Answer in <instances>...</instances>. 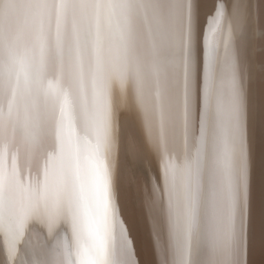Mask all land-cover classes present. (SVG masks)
<instances>
[{
    "label": "bare ground",
    "instance_id": "6f19581e",
    "mask_svg": "<svg viewBox=\"0 0 264 264\" xmlns=\"http://www.w3.org/2000/svg\"><path fill=\"white\" fill-rule=\"evenodd\" d=\"M244 1L0 0V264H72L85 229L84 264H231L235 237L264 243V0ZM131 156L178 170L193 249Z\"/></svg>",
    "mask_w": 264,
    "mask_h": 264
},
{
    "label": "water",
    "instance_id": "95a60500",
    "mask_svg": "<svg viewBox=\"0 0 264 264\" xmlns=\"http://www.w3.org/2000/svg\"><path fill=\"white\" fill-rule=\"evenodd\" d=\"M27 11L28 10L26 9L25 12ZM120 29L121 27H119V30ZM116 55L117 50L116 53H112L111 61L112 59H115ZM108 62L109 59L106 61V65ZM112 63L113 62H111V64ZM165 159L168 161L165 167V172H167L165 175H163L161 171L155 170L156 168L153 167H149L147 170H143L139 165L133 166L134 158L132 156L131 159L127 158V163L129 166L128 169L135 174H139L137 179L138 182L142 180L143 176H146L145 183L143 185L139 184L140 190L146 192L150 198L154 196V199H157V201H159V203L163 205L164 213L166 216V218L165 216H163L166 219L163 229L167 230L168 235H173L174 233L178 234L182 240L185 239L187 247L193 249L190 235L187 236L184 233L185 231H187L189 218L185 209V205L182 202L184 194L177 186L178 170L174 169L167 156L165 157ZM187 237L190 238V241L188 243ZM263 248L264 243L247 245V248L241 251V255H243L242 258L245 259L246 257H248V260L250 262L252 259H254L253 253H261V250H263ZM189 252L192 256L193 252ZM169 261L171 262V264H173V260ZM260 263H262V258H260ZM201 264H203V262Z\"/></svg>",
    "mask_w": 264,
    "mask_h": 264
},
{
    "label": "snow or ice",
    "instance_id": "6c2138e0",
    "mask_svg": "<svg viewBox=\"0 0 264 264\" xmlns=\"http://www.w3.org/2000/svg\"><path fill=\"white\" fill-rule=\"evenodd\" d=\"M219 16H222L223 13L219 12ZM239 191L246 203L248 195V179H247V163L246 161L242 163L241 166V176ZM93 234L85 230H78L77 232V248L73 252H69L68 255L72 258V264H84V262L76 259V256L79 255L81 249L88 247L89 241L92 239ZM231 264H246V261L242 258L241 247L239 237H235L231 247Z\"/></svg>",
    "mask_w": 264,
    "mask_h": 264
},
{
    "label": "rangeland",
    "instance_id": "374dc122",
    "mask_svg": "<svg viewBox=\"0 0 264 264\" xmlns=\"http://www.w3.org/2000/svg\"><path fill=\"white\" fill-rule=\"evenodd\" d=\"M223 1H224V2L221 3V6H222V8H223L224 10H225V9H231V10H234V8L240 10V8H239L237 5L241 6V5L245 4V2H247V1H244V0H223ZM232 2H234L235 5H234ZM251 3L254 4L253 1H252ZM254 5H255V6H260V2H256ZM251 9L253 10L254 13L257 12L255 8H251ZM254 18H255L256 20L259 21V18H257V17H254ZM262 25L264 26V19H263ZM221 118H222V120H223L222 115H221Z\"/></svg>",
    "mask_w": 264,
    "mask_h": 264
}]
</instances>
